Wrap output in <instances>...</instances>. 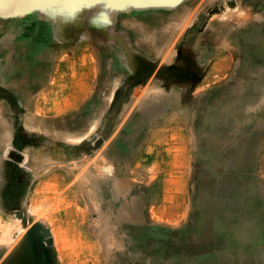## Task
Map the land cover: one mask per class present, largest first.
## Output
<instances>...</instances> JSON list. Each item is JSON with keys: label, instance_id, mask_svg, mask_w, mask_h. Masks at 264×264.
<instances>
[{"label": "rangeland", "instance_id": "1", "mask_svg": "<svg viewBox=\"0 0 264 264\" xmlns=\"http://www.w3.org/2000/svg\"><path fill=\"white\" fill-rule=\"evenodd\" d=\"M29 6L0 9V49L31 32ZM259 11L264 0H79L46 15L42 53L14 60L41 66L40 81L21 97L0 77V264H167L202 214L199 146L228 162L213 175L264 202V19H244ZM211 107L230 117L204 126Z\"/></svg>", "mask_w": 264, "mask_h": 264}, {"label": "bare ground", "instance_id": "2", "mask_svg": "<svg viewBox=\"0 0 264 264\" xmlns=\"http://www.w3.org/2000/svg\"><path fill=\"white\" fill-rule=\"evenodd\" d=\"M6 5L7 3L0 4V9L2 8L4 9ZM23 6H28V5H26L23 2V0H21V2L17 4V7H19L20 11L22 10L25 11ZM29 10L30 11L28 13H31L36 18L35 21L31 22V25H30L31 32L29 34L27 33L26 35L23 34L22 36L21 35L17 36L16 37L17 40H12L11 42V44H13L12 46L8 47L9 46L8 44L7 47L4 46L5 48L3 47L0 49V55L8 63L6 67L4 68V70L2 69V71H0V77L4 79V83L7 86H9L10 88L16 89L19 92L21 97H24V93L28 89L30 90L31 87L34 86V84H37L40 81V74H39L40 72L38 71H40L41 66H37L35 68L37 72L35 71V73L27 75L26 71H24L23 69L19 67L18 68L15 67L16 64L14 60L17 58V56L22 51L27 50V46H30V45L33 46L31 53L34 56L42 53L41 52L42 50L35 49V47L38 46L39 41L41 39V34H42L41 31L47 27V24L43 21V19L48 14L52 15V14L57 13L60 9H58L57 7H53V6L47 7L46 4H40L39 6H36V5H31V7L29 6ZM181 12H182V9L178 8L173 13L175 14L176 17H178L180 16ZM244 19L245 20L251 19V20H254L255 22L260 19L262 20L264 19V11H259L258 13H253V12L248 13L247 12L244 16ZM243 30L246 31L247 27H242V31ZM164 41H165V36L163 37L161 41L155 43L156 47H159L160 49V45L163 44ZM114 44L115 46L119 45L117 40L114 43L112 42V44L110 41L109 45H114ZM248 44L250 45V43ZM243 48H244V52H247L246 49H248V47L245 46ZM198 56L199 58H201L202 54H199ZM178 87L180 88V86H177V88ZM258 101H257L258 102L257 112H260L264 108V101L262 98L258 99ZM35 107H36V104H35ZM227 111L230 113L231 107L228 106ZM229 113H226V114L219 113L218 114V112L213 107H211L205 119L207 123L204 124V126H207L208 124L209 127H214L218 121L223 122L222 116H224V119L227 121L228 118L230 117ZM251 115L252 114L249 113V116ZM175 125L178 128V126H181L182 124L180 123V121L179 122L177 121ZM184 136L188 137L187 132H184ZM198 148L199 150H201L199 153L201 155L199 159V168L197 167L198 168L197 175H198V183H199L198 187L200 188L201 192H200V200L198 198L196 205L197 203H199L198 206L201 208L202 214L200 215V218L190 221L192 225L194 226V234L192 235L191 242L186 243L185 244L186 246L178 245L179 246V249H178L179 256L176 257L173 255L172 257V256H168V255L165 256L164 254H161L162 260L164 262H168L167 264H254V263L259 262L261 260L260 259L261 255H260V250L257 244L264 241V202H260V201L258 202V200H252V201L248 200V193L250 190L248 189V184L246 183L244 179H241V181L235 182L232 179L233 177L226 178L225 176H220V175L215 176V174L213 175L212 172L214 170L219 171L218 167L220 168L225 165L226 166L228 165V162H226V158L221 157L220 160H217V159L215 160L216 156L214 154L216 150L210 149L206 151L205 149H203L202 146H199ZM104 169H106V171L109 170L108 167H105ZM210 171H211V174H210ZM163 189L165 190V187H163ZM224 192H226L227 195H225ZM174 194L175 193H170V195H174ZM168 205L169 206L171 205V207H173V211H174V208H183V203L178 202L177 199L175 200V198L170 200L168 202ZM222 205H227L228 210L226 211L222 210L221 208ZM167 208L168 206L166 207V209ZM164 211L162 213L166 215V210ZM174 216H175L174 214H170L169 216H166V219L169 218L168 221H173ZM226 230L230 231V235L232 238H234V241L236 244L233 245L232 247L224 248L219 243V240H218L219 234H217V232L221 231V234H222ZM222 236L224 235L222 234ZM248 248L254 249V253L249 254ZM146 257L149 260L154 261V252L150 250V252L146 255Z\"/></svg>", "mask_w": 264, "mask_h": 264}, {"label": "snow or ice", "instance_id": "3", "mask_svg": "<svg viewBox=\"0 0 264 264\" xmlns=\"http://www.w3.org/2000/svg\"><path fill=\"white\" fill-rule=\"evenodd\" d=\"M21 0H0V4L7 3L10 8L15 7ZM26 5L49 4L54 5L61 10L63 15L72 14L75 11V5L79 3V0H23ZM132 2V0H128Z\"/></svg>", "mask_w": 264, "mask_h": 264}, {"label": "crops", "instance_id": "4", "mask_svg": "<svg viewBox=\"0 0 264 264\" xmlns=\"http://www.w3.org/2000/svg\"><path fill=\"white\" fill-rule=\"evenodd\" d=\"M76 96H74V95H71V99H72V101H74V100H76L77 98H75ZM79 97H80V95H79ZM69 100V99H68ZM66 106H68V107H58V109H64V110H66L67 108H70L71 107V105H66ZM174 128L176 129L177 127H176V125L174 126ZM175 131H177V130H175ZM163 212V211H162Z\"/></svg>", "mask_w": 264, "mask_h": 264}, {"label": "water", "instance_id": "5", "mask_svg": "<svg viewBox=\"0 0 264 264\" xmlns=\"http://www.w3.org/2000/svg\"><path fill=\"white\" fill-rule=\"evenodd\" d=\"M42 234L44 235V236H46L47 237V241L49 242V243H51V239L48 237V235H49V231H48V229H42Z\"/></svg>", "mask_w": 264, "mask_h": 264}]
</instances>
